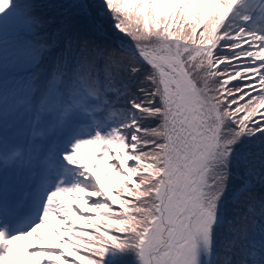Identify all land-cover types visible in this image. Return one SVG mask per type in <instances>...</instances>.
Wrapping results in <instances>:
<instances>
[{
	"label": "snow or ice",
	"instance_id": "1",
	"mask_svg": "<svg viewBox=\"0 0 264 264\" xmlns=\"http://www.w3.org/2000/svg\"><path fill=\"white\" fill-rule=\"evenodd\" d=\"M61 245L79 264H264V0H0V261L69 264Z\"/></svg>",
	"mask_w": 264,
	"mask_h": 264
},
{
	"label": "rangeland",
	"instance_id": "2",
	"mask_svg": "<svg viewBox=\"0 0 264 264\" xmlns=\"http://www.w3.org/2000/svg\"><path fill=\"white\" fill-rule=\"evenodd\" d=\"M161 11H162V8H161V6L158 5L156 7L157 14H159ZM106 19H108V18H106ZM118 162L119 161H117V163ZM127 163L130 164L131 161H129ZM91 170H93V169H91ZM115 175H114V177H111L112 179L109 178V180H107V182H105V180L102 179V177L100 176V186L103 188L104 191H110L111 188H112L113 183H117V184L119 183V177L118 176L115 177ZM102 176H103V174H102ZM112 194L115 195V193H112ZM79 195H84V194L81 193ZM62 199H63V201H65L67 203L66 205H68L69 216H70L72 222H73V219H75V218L77 220L79 218L80 219L83 218L82 215L78 214V212L76 210H74V208H73L74 205L75 206H78V208L83 211L84 215H87L89 213V211H90L88 205L85 204L84 200H82V199H73L72 197H70L67 194H63ZM59 226L60 225H56L50 219L46 225H42L40 228L37 229V231L39 233H41V234L46 235V236H50L51 239L53 241H55L56 240V234L54 232V229L56 227H59ZM85 227H86V225H85ZM49 230H52L53 232L50 233ZM86 230H87V228H86ZM67 235H68V233L65 232V236H67ZM25 244H32V245L39 246L41 244V241L36 240L34 237H28L27 240H26V242H25ZM21 249L23 250V247ZM72 252L74 253L75 258H72L71 260H75L77 262V264H79V257L86 255V253L83 252V251H81L79 254H77L74 249H73ZM24 255L26 257V259L24 261V264H35V258L34 257L28 256L27 255V252H25ZM15 257H16V259H18L19 258V255L18 256H15ZM45 260H47V257H45ZM69 264H71V261H69Z\"/></svg>",
	"mask_w": 264,
	"mask_h": 264
},
{
	"label": "trees",
	"instance_id": "3",
	"mask_svg": "<svg viewBox=\"0 0 264 264\" xmlns=\"http://www.w3.org/2000/svg\"><path fill=\"white\" fill-rule=\"evenodd\" d=\"M98 1H99V0H89V2H90V3H93L94 5H95V4H99ZM51 2H58V0H51ZM169 7H170V6H169ZM106 18H107V17H105L104 20L100 21V22L104 25V27L106 28V30H107L109 33H111L112 35L117 36V37H119V38L122 39V38H123V34H119V35H118L117 32L111 28L109 18H108V19H106ZM108 39H109V40H114V39H112V38L109 37V36H108ZM125 42H127L126 39H125ZM82 224H84V226L86 225V222H85L84 218H82V220H80V226H81ZM86 228H87V226L85 227V229H86ZM67 259H68V258H67ZM68 261H72V260H71V259H68Z\"/></svg>",
	"mask_w": 264,
	"mask_h": 264
}]
</instances>
